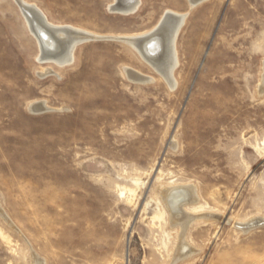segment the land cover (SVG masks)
Masks as SVG:
<instances>
[{
	"label": "rangeland",
	"instance_id": "1",
	"mask_svg": "<svg viewBox=\"0 0 264 264\" xmlns=\"http://www.w3.org/2000/svg\"><path fill=\"white\" fill-rule=\"evenodd\" d=\"M26 1L102 39L70 65L42 61L0 0V264H264V226L238 228L264 221V0H142L130 15L116 0ZM169 11L187 15L173 87L115 40ZM174 184L196 187L203 219L178 263L157 197Z\"/></svg>",
	"mask_w": 264,
	"mask_h": 264
},
{
	"label": "bare ground",
	"instance_id": "2",
	"mask_svg": "<svg viewBox=\"0 0 264 264\" xmlns=\"http://www.w3.org/2000/svg\"><path fill=\"white\" fill-rule=\"evenodd\" d=\"M14 1H16V3L19 5L23 17H25L30 27L31 34L36 38L37 42L44 50L43 54L45 55L44 57L41 56L42 61L51 60V62H54L59 67L70 65L74 61V53L78 46H80L84 42H89L92 39H102V37L101 38L98 36L94 37L92 36L93 34L86 33L84 31L72 28L70 26L60 27L53 25L51 24L52 22L51 23L49 22L46 14L42 10H40L36 4L29 3L26 0H14ZM141 1L142 0H125V4H127L128 6L124 8L122 7L121 9L119 8L117 9L116 8L117 5L115 3L112 6L111 10L115 11L116 13L118 12L121 14L130 15L139 8ZM201 1L204 0H190L191 7L192 8L196 7ZM186 19H187V15H181L169 11L163 16L160 23L154 29L138 35H133L128 37H118L115 40L121 41L122 43L132 47L141 56V58L144 61H146L144 59V53L146 50L143 46L147 41L150 40V38L148 37H150L153 34H157V37L152 40H158L161 43L162 49L164 50V54L162 58L158 61L152 60L150 62L148 61L146 62L150 64L155 70L159 72L162 70L161 73L163 75L162 77L167 81V83H169V85L172 86L174 83L173 73L176 67L178 66V58L176 56V42L178 39V35L186 22ZM37 29L38 31L44 32V34L48 38L47 39L48 41H45L42 44V41L40 40L38 34L36 33ZM51 49L52 51H50ZM126 73L130 79L132 80L137 79L135 80L137 82L145 83L148 81L145 79V77L138 78L132 75L133 72H129L128 69H126ZM133 77L135 79H133ZM261 90L262 92H264V80L262 82ZM43 105L45 106V104ZM32 107L33 108L36 107V108L32 110ZM31 110L33 112L41 111L39 105L38 106L32 105ZM158 196H160L162 199V202L166 208V212H167L166 214H168L169 216L171 225L179 227L181 231L180 232L181 240L179 238L177 240V241L180 240L181 244L180 245L178 244L179 246L177 248V251L175 252L176 256L174 255L175 258L173 260V263L174 262L178 263L179 261L184 260L186 257L187 258L188 256L190 257L193 252L189 250L188 246L184 241V238H185V233L188 231V228L190 227L192 222L203 220L201 215L192 214L188 210V206H195L196 204H198L200 200V196L197 192L196 187L194 186L180 187L177 184L160 189L159 193L157 194V197ZM38 260L40 259L36 258L37 264H39Z\"/></svg>",
	"mask_w": 264,
	"mask_h": 264
},
{
	"label": "water",
	"instance_id": "3",
	"mask_svg": "<svg viewBox=\"0 0 264 264\" xmlns=\"http://www.w3.org/2000/svg\"><path fill=\"white\" fill-rule=\"evenodd\" d=\"M116 8L121 9L122 7H126L128 6L127 4H125V0H116ZM36 33L38 34L40 40L43 42L48 41L47 36L44 34V32L42 31H38V29L36 30ZM153 37V38H152ZM157 37V34H153L150 37V40L147 41L145 43V45L143 46L145 48V53H144V59L148 62L152 61V60H160L164 54V50L162 49L161 43L158 40H152L154 38ZM52 51V49L50 50ZM140 78V77H139ZM264 226V221L261 222V220H256V221H252L249 224H247L246 226H239L238 228H242L244 230H249V229H255L258 227H263Z\"/></svg>",
	"mask_w": 264,
	"mask_h": 264
}]
</instances>
